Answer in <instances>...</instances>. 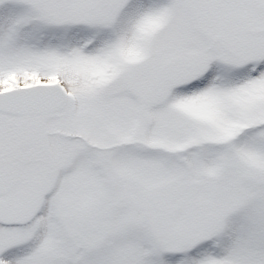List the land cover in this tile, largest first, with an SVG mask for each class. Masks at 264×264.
Segmentation results:
<instances>
[{
    "label": "snow or ice",
    "instance_id": "6c2138e0",
    "mask_svg": "<svg viewBox=\"0 0 264 264\" xmlns=\"http://www.w3.org/2000/svg\"><path fill=\"white\" fill-rule=\"evenodd\" d=\"M0 264H264V0H0Z\"/></svg>",
    "mask_w": 264,
    "mask_h": 264
}]
</instances>
